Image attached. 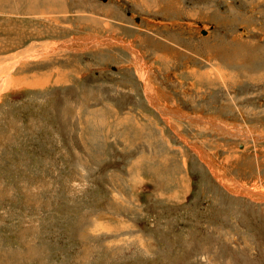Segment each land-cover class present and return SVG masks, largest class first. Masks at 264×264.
Segmentation results:
<instances>
[{
	"label": "rangeland",
	"instance_id": "374dc122",
	"mask_svg": "<svg viewBox=\"0 0 264 264\" xmlns=\"http://www.w3.org/2000/svg\"><path fill=\"white\" fill-rule=\"evenodd\" d=\"M117 1L0 0V264H264V1Z\"/></svg>",
	"mask_w": 264,
	"mask_h": 264
},
{
	"label": "crops",
	"instance_id": "0c3cea01",
	"mask_svg": "<svg viewBox=\"0 0 264 264\" xmlns=\"http://www.w3.org/2000/svg\"><path fill=\"white\" fill-rule=\"evenodd\" d=\"M118 1H120V0H118ZM117 1V2H118ZM255 1H257L258 3H261L262 1H264V0H255ZM114 2V1H113ZM142 2H144L143 4H146V5H148L149 3H148V0H142ZM110 3V2H109ZM112 3V2H111ZM152 4H156V6H158V7H156V8H162V7H164V0H159V1H157V2H155V3H152ZM166 5V7L168 8V9H172L173 7L171 6V5H174V2L172 3V4H167V3H165ZM148 7H151V4H149V6ZM175 7H176V5H175ZM197 10H199V9H197ZM200 11V10H199ZM174 15H175V13H171V16L172 17H174ZM195 15H201V13L200 12H195V13H191V17H194ZM224 16V15H223ZM225 18V17H224ZM224 18H222V20L224 19ZM226 19V18H225ZM228 19V18H227ZM172 23H173V21L172 20H170ZM166 22H168V18L166 19ZM168 24H171V23H168ZM264 32V26H263V29L261 30V32ZM261 32H260V34H261ZM157 33V32H156ZM156 33H151V34H153V35H155L156 36ZM194 33V35H193V38H198V36L199 35H197L195 32H193ZM137 51H139V53L142 55V57H143V52L142 51H140L138 48H137ZM130 55H132V54H130ZM139 56V55H138ZM140 57V56H139ZM143 59H144V61L147 63L148 61L143 57Z\"/></svg>",
	"mask_w": 264,
	"mask_h": 264
},
{
	"label": "bare ground",
	"instance_id": "6f19581e",
	"mask_svg": "<svg viewBox=\"0 0 264 264\" xmlns=\"http://www.w3.org/2000/svg\"><path fill=\"white\" fill-rule=\"evenodd\" d=\"M134 52V51H133ZM135 53V52H134ZM30 54V53H29ZM29 54H25V55H23L22 57H27V56H30ZM135 54H137V56L139 55L138 53H137V51H136V53ZM21 58V57H20ZM137 58V57H136ZM138 59V58H137ZM139 60V59H138ZM18 61V60H17ZM17 61L15 62V65H16V63H17ZM141 61V60H140ZM141 63H143L142 61H141ZM139 64V63H138ZM144 65V64H143ZM141 71V70H140ZM2 74V73H1ZM3 74H5V73H3ZM154 103H155V99H154Z\"/></svg>",
	"mask_w": 264,
	"mask_h": 264
},
{
	"label": "flooded vegetation",
	"instance_id": "af4514ba",
	"mask_svg": "<svg viewBox=\"0 0 264 264\" xmlns=\"http://www.w3.org/2000/svg\"><path fill=\"white\" fill-rule=\"evenodd\" d=\"M201 30V29H200Z\"/></svg>",
	"mask_w": 264,
	"mask_h": 264
}]
</instances>
